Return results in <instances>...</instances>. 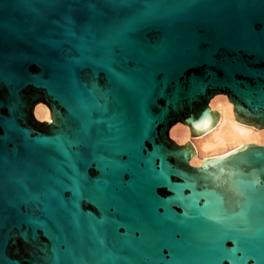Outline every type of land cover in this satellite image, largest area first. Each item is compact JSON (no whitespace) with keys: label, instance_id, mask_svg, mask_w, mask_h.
Returning <instances> with one entry per match:
<instances>
[{"label":"water","instance_id":"1","mask_svg":"<svg viewBox=\"0 0 264 264\" xmlns=\"http://www.w3.org/2000/svg\"><path fill=\"white\" fill-rule=\"evenodd\" d=\"M222 96L264 128V0H0V264H264V144L169 134Z\"/></svg>","mask_w":264,"mask_h":264},{"label":"bare ground","instance_id":"2","mask_svg":"<svg viewBox=\"0 0 264 264\" xmlns=\"http://www.w3.org/2000/svg\"><path fill=\"white\" fill-rule=\"evenodd\" d=\"M208 105L210 109L222 113L219 127L196 138L191 135L187 124L176 122L169 129L170 136L177 144H192L196 158H191V165H199L205 158L228 153L245 144H264V128L237 120L233 104L227 96L213 98V104Z\"/></svg>","mask_w":264,"mask_h":264},{"label":"rangeland","instance_id":"3","mask_svg":"<svg viewBox=\"0 0 264 264\" xmlns=\"http://www.w3.org/2000/svg\"><path fill=\"white\" fill-rule=\"evenodd\" d=\"M212 109H214V108H212ZM216 110V109H215ZM172 138V137H171ZM175 140V139H174ZM176 141V140H175ZM179 143V142H178Z\"/></svg>","mask_w":264,"mask_h":264}]
</instances>
